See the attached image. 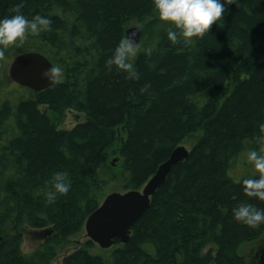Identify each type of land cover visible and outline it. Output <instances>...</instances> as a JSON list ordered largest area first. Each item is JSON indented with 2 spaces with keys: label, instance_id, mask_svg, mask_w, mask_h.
I'll use <instances>...</instances> for the list:
<instances>
[{
  "label": "trees",
  "instance_id": "obj_1",
  "mask_svg": "<svg viewBox=\"0 0 264 264\" xmlns=\"http://www.w3.org/2000/svg\"><path fill=\"white\" fill-rule=\"evenodd\" d=\"M21 3L20 14L50 19L51 30L7 49L0 61V264H51L113 181L122 191L141 189L195 134L187 158L171 168L125 244L114 240L100 249L86 239L61 264H255L264 223L249 228L235 221L233 209L250 203L264 211V202L243 195L242 181L258 177L234 176L231 167L242 156L248 165L247 153L264 146L258 139L264 0L224 4L223 20L207 35L176 45L153 0H0V19L15 15ZM133 24L148 39L132 60L139 80L106 65ZM29 51L61 67L63 76L38 92L6 79V60ZM39 106L71 109L85 121L58 129ZM113 153L120 157L118 176L106 170ZM57 173L67 174L70 188L49 203ZM47 227L52 234L31 252L21 251L20 231L12 233ZM249 244L254 248L245 258L241 247Z\"/></svg>",
  "mask_w": 264,
  "mask_h": 264
},
{
  "label": "clouds",
  "instance_id": "obj_2",
  "mask_svg": "<svg viewBox=\"0 0 264 264\" xmlns=\"http://www.w3.org/2000/svg\"><path fill=\"white\" fill-rule=\"evenodd\" d=\"M235 3V0H153L154 9L160 22L169 25L167 39L171 44L181 42L190 44L194 39L203 38L211 30L212 25L219 24L224 17V4ZM23 4H17L15 15L0 19V61L4 60L5 51L12 47H22L29 36L38 37L42 32L51 30V20L40 15L29 20L20 14ZM139 46L131 39H121L114 54L106 61L111 71L114 66L117 71L127 73L128 79L139 80L132 60L137 56ZM145 55L150 57L153 49H143ZM50 83H56L62 76L63 70L59 66H52L42 73ZM150 85H144L140 91L144 93ZM260 133L264 134V123L260 125ZM264 140V135L258 137ZM247 163L252 166L254 176L242 181L243 195L264 202V146L247 153ZM52 190L48 191L46 198L49 203L54 202L57 195H67L70 181L66 173H57L51 180ZM235 221L241 222L249 228H257L264 223V211L258 210L250 203H242L233 209Z\"/></svg>",
  "mask_w": 264,
  "mask_h": 264
},
{
  "label": "water",
  "instance_id": "obj_3",
  "mask_svg": "<svg viewBox=\"0 0 264 264\" xmlns=\"http://www.w3.org/2000/svg\"><path fill=\"white\" fill-rule=\"evenodd\" d=\"M125 36L137 45L141 30L137 26H131L125 31ZM260 53L264 56V43ZM52 66L43 54L33 51L24 52L12 59L8 69L9 80L32 91L44 90L52 83L44 78L42 73ZM188 153L184 146H177L169 157L160 163L141 190L108 193L86 218L83 228L86 237L101 249L110 248L114 240L125 244L129 239L131 227L147 210L157 188L165 182L171 168L186 159ZM52 232L53 228H44L31 230L29 234L33 238L42 240ZM261 259L264 260V251Z\"/></svg>",
  "mask_w": 264,
  "mask_h": 264
},
{
  "label": "rangeland",
  "instance_id": "obj_4",
  "mask_svg": "<svg viewBox=\"0 0 264 264\" xmlns=\"http://www.w3.org/2000/svg\"><path fill=\"white\" fill-rule=\"evenodd\" d=\"M133 25L134 26H137V27L141 26L139 24H133ZM140 30H141V28H140ZM141 33H142V31H141ZM141 36H142V34H141ZM147 41H148V39H146V38H142V39L140 38L139 44H138L139 45V48H140L142 42H147ZM11 61H12V59L9 58L8 60H6V63H5V77H6V79H9L8 69H9V66H10ZM38 108H39L40 111H42L43 113H45L46 115H48V117H50L53 120L54 124L57 126L58 129L70 130L74 126H76L77 124L82 123V122L85 121L84 114H82L80 112H76V111L71 110V109H65L61 113H53V112H51L45 106H39ZM119 137H120V133L118 132V138ZM121 137H123V136H121ZM198 137H199L198 134H195L191 138H189L186 141H184L181 145L184 146L187 150H191L192 145L197 141ZM257 149L258 148H256V150ZM242 157L241 158H238L237 160H235L232 163L231 173L234 176L239 177L241 174H247V175L253 174V168H252V166L249 165V164L246 165L245 164V160ZM114 159H115V162H113ZM240 160H241V164H239ZM108 166L110 167V171H111V173L114 176H118L119 175V173H120V167H119L120 166V157H119V155L117 153H113V154H110V156H108L107 161H106V170L107 171H109ZM242 166H245V167L242 168ZM244 169H249V170L246 171ZM109 186L110 187L108 189L107 194L108 193H111V192H121V193L123 192L121 190V187L119 185L118 180L113 181ZM22 228H25V227H22ZM22 228H18V230H16L14 228V230L12 231V233H16V232L20 231L21 236H22L21 251H23V252H31L40 243L34 241V238L32 236L28 235L27 232H29V230H31L30 228H26L24 230H22ZM83 228H84V226H83ZM86 239H88V238L86 237L84 230H82V232L80 234L72 237L70 240H67L66 242H63L60 253L51 262V264H61L62 259H63V255L65 256V254L67 255L68 253H71L77 246H79V244H81L84 241H86ZM253 248H254V246L252 244H249V245H246V246H242L241 247V252H243V255L245 256V258H246V255L247 254L248 255L249 254H252ZM263 250H264V243H262L259 247H256L254 249L253 259L255 261L254 262L255 264H256V261H257L256 260V257H258L259 255L261 257L262 256V253L261 252Z\"/></svg>",
  "mask_w": 264,
  "mask_h": 264
},
{
  "label": "bare ground",
  "instance_id": "obj_5",
  "mask_svg": "<svg viewBox=\"0 0 264 264\" xmlns=\"http://www.w3.org/2000/svg\"><path fill=\"white\" fill-rule=\"evenodd\" d=\"M139 28V27H138ZM127 30V29H126ZM142 34V33H141ZM125 38H126V36H125ZM141 38V37H140ZM139 44V43H138ZM137 44V45H138ZM261 54V53H260ZM46 57V56H45ZM264 57V56H263ZM47 58V57H46ZM48 59V58H47ZM48 61L50 62V60L48 59ZM51 63V62H50ZM52 64V63H51ZM53 65V64H52ZM27 89H29V88H27ZM29 90H31V89H29ZM32 91V90H31ZM41 91V90H40ZM33 92H36V91H33ZM38 92V91H37ZM188 151H190V150H188ZM189 154V153H188ZM185 160V159H184ZM113 162H115V160L113 161ZM113 164V163H112ZM146 184V183H145ZM145 184L142 186V188L145 186ZM141 188V189H142ZM141 189H138V190H141ZM123 192H126V191H123ZM47 228H52V227H47ZM131 231V230H130ZM49 237V236H48ZM45 239V238H44ZM44 239H42V240H38V239H36V238H34V240H36V241H38V242H41V241H43ZM97 245V244H96ZM98 246V245H97ZM113 246V245H112ZM111 246V247H112ZM99 247V246H98ZM100 248V247H99ZM101 249V248H100ZM109 249V248H108Z\"/></svg>",
  "mask_w": 264,
  "mask_h": 264
},
{
  "label": "flooded vegetation",
  "instance_id": "obj_6",
  "mask_svg": "<svg viewBox=\"0 0 264 264\" xmlns=\"http://www.w3.org/2000/svg\"><path fill=\"white\" fill-rule=\"evenodd\" d=\"M28 233V232H27ZM28 235H30L29 233H28ZM264 251V250H263ZM263 251L261 252L262 254H263ZM258 254V253H257ZM255 257V256H254ZM261 257H260V255L258 256V257H256V264H264V260H262V259H260Z\"/></svg>",
  "mask_w": 264,
  "mask_h": 264
}]
</instances>
